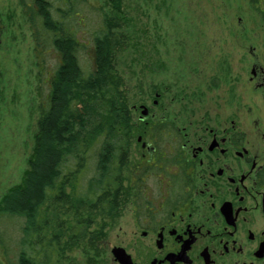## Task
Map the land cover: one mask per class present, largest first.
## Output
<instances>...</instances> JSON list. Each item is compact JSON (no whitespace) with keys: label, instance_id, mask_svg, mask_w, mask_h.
I'll list each match as a JSON object with an SVG mask.
<instances>
[{"label":"trees","instance_id":"16d2710c","mask_svg":"<svg viewBox=\"0 0 264 264\" xmlns=\"http://www.w3.org/2000/svg\"><path fill=\"white\" fill-rule=\"evenodd\" d=\"M42 99L20 185L0 200L4 264H108L122 123L133 120L121 57L132 48L122 0H19ZM264 24V0H249ZM5 32L0 16V41ZM128 130V129H127ZM5 227L15 233L9 237Z\"/></svg>","mask_w":264,"mask_h":264},{"label":"rangeland","instance_id":"374dc122","mask_svg":"<svg viewBox=\"0 0 264 264\" xmlns=\"http://www.w3.org/2000/svg\"><path fill=\"white\" fill-rule=\"evenodd\" d=\"M122 9L133 33L132 48L121 57L133 119L144 105L149 119L171 120L179 127L188 120L211 116L218 121L236 113L237 121L251 125L256 143L264 133V96L248 80L254 64L264 67V24L249 0H122ZM0 16L5 26L0 41L1 200L28 169L42 99L34 43L19 0H0ZM139 136L147 140L143 132ZM134 154H140L137 144ZM104 225L108 264H113L111 249L122 231L133 232L134 223L128 215ZM5 228L9 237L15 235ZM1 257L0 248L4 264Z\"/></svg>","mask_w":264,"mask_h":264},{"label":"flooded vegetation","instance_id":"af4514ba","mask_svg":"<svg viewBox=\"0 0 264 264\" xmlns=\"http://www.w3.org/2000/svg\"><path fill=\"white\" fill-rule=\"evenodd\" d=\"M248 84L264 96V67L254 64ZM140 109L120 130L116 211L105 223L131 215L134 227L111 249L113 264H122L115 248L125 264H264V133L255 143L236 113L179 127Z\"/></svg>","mask_w":264,"mask_h":264},{"label":"water","instance_id":"95a60500","mask_svg":"<svg viewBox=\"0 0 264 264\" xmlns=\"http://www.w3.org/2000/svg\"><path fill=\"white\" fill-rule=\"evenodd\" d=\"M147 113H148V111L146 109H144L143 115H147ZM123 252L124 251H122L121 249L115 248V249H113L112 254H113L116 261H119L120 263L125 264L124 260H123V256H122Z\"/></svg>","mask_w":264,"mask_h":264}]
</instances>
